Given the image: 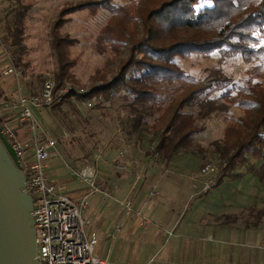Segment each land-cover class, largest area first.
<instances>
[{"label": "trees", "instance_id": "trees-1", "mask_svg": "<svg viewBox=\"0 0 264 264\" xmlns=\"http://www.w3.org/2000/svg\"><path fill=\"white\" fill-rule=\"evenodd\" d=\"M112 1L84 0L61 9L50 25L49 47L56 62L54 92L70 80L74 64L69 47L75 40L59 33L63 16L71 11L86 8L91 12L101 7L108 12L91 46L99 55L110 52L115 60L110 80L92 86L83 95L54 97L52 108L72 101L93 100L98 105L121 98L129 114L121 127L123 137H134L138 144L147 139L152 144L147 154L155 153L157 162L165 166L191 146L192 138L201 132L198 120L212 113L224 114L234 106L241 115L227 123L221 141L211 143L212 152L222 174L236 178L234 169L244 167L264 185V0H139L116 6ZM201 1L209 5L200 6ZM26 10L16 5L5 31L10 45L18 49ZM212 53L217 63L239 57L247 64L243 82L231 81L217 67L209 68L205 77L197 80L174 62L175 57ZM15 55L18 58L21 52ZM171 85L175 86L170 94L161 99L163 87ZM163 102L162 122L149 137L144 120L160 110ZM249 159L257 161V166Z\"/></svg>", "mask_w": 264, "mask_h": 264}, {"label": "rangeland", "instance_id": "rangeland-1", "mask_svg": "<svg viewBox=\"0 0 264 264\" xmlns=\"http://www.w3.org/2000/svg\"><path fill=\"white\" fill-rule=\"evenodd\" d=\"M82 1L84 0H0V73L9 64L12 65L18 72L17 82L11 78L14 88L17 85L25 94L37 93L48 75L52 74L54 79L56 62L53 51L49 47L50 25L61 9L75 7ZM138 1L113 0L112 4L115 6L130 2L136 4ZM16 5L25 6L27 9L23 19L24 30L20 49L11 46L5 34ZM199 5H209V2L201 1ZM63 18L65 21L59 33L75 40L69 47V58L74 61L69 70L71 77L65 82L88 92L92 86H98L103 80H110L115 72L113 55L108 51L99 55L91 46L93 38L107 21L108 12L101 7L94 8L91 12L84 8L71 11ZM136 36H140L138 29ZM16 52H21L18 58L15 57ZM216 61L217 56L213 53L208 56L189 54L174 58L180 70L197 80L203 79L209 68L217 67L222 75L231 81L238 84L243 82L248 65L239 57L228 58L221 63ZM3 81L0 75V82ZM174 86H164L165 93L161 99L165 98L166 94L169 95ZM52 104L47 109L39 110L36 119L42 129L57 138L56 148L52 154L55 160H52L57 163V167L61 166L65 176L70 178L69 188L74 187V182L77 181L71 175L72 170L79 171L92 167L96 168L97 173L100 174L124 173L125 171L116 168V165L124 159L116 157L121 150H126L128 154L133 155L135 160L138 158L136 156L143 158L152 155L147 154L149 146L152 145L147 139L138 144L134 137L126 139L123 137L121 127L126 123L129 114L121 98L116 96L109 102H101L98 105L93 100L72 101L71 104L60 108H52ZM165 106L166 102H163L160 110L154 111L152 116L144 120L149 137L161 124ZM188 111L194 112V109ZM240 115L241 112L232 106L224 114L212 113L207 118L198 120L196 123L201 127V132L192 138L191 146L186 152L173 158L172 165H166L165 168L161 165L162 167L157 169L158 162L153 161L148 167H142V173L156 172V175H162L166 182L164 186H159L158 195L151 200H160L168 206H185L182 213L186 211V216L195 214L199 209L212 206H219V208L222 206H261L257 212L261 213L260 218L264 217V185L259 184L253 175L247 174L244 167L234 169L233 174L236 178L222 174L221 168L217 165V157L212 152L211 143L221 141L227 123ZM19 140L23 143L27 142L28 135L23 132ZM204 160H211L218 166L220 180L217 182L216 179L215 185L208 192L193 194L190 183H196V181H189L188 177H195L196 170ZM249 162L253 167L258 164L257 161L251 159ZM51 164L54 163L51 162ZM49 171L56 173V167L50 166ZM18 173L16 169V174ZM96 182L99 183L97 178ZM83 186L84 184L81 188H84ZM85 192L81 189L68 195L74 200L79 199ZM93 197L88 199L84 217L90 222L87 230L96 235L95 218L92 215L96 206H91ZM124 199L126 197L122 198L120 204ZM164 238H166L165 242L163 238L161 242H150L138 260V264H160L162 245L167 242L168 237L164 236ZM259 238V245L264 250V228H260ZM99 244L97 239L94 254L101 256L102 245Z\"/></svg>", "mask_w": 264, "mask_h": 264}, {"label": "crops", "instance_id": "crops-1", "mask_svg": "<svg viewBox=\"0 0 264 264\" xmlns=\"http://www.w3.org/2000/svg\"><path fill=\"white\" fill-rule=\"evenodd\" d=\"M2 80V96L14 98L12 79L6 77ZM38 113L34 111L35 119ZM20 131L24 132V129ZM136 157L137 160L128 154L123 159L128 168L124 173H97L102 193L95 194L91 206H96L92 212L94 231L102 251L101 256H96L104 259L106 264H138L148 244L161 242L162 238L165 242L166 236L160 264H264V250L259 245V231L264 228V217L260 218L257 212L261 206H212L186 216V211L182 213L185 206H168L147 197L146 192L151 185H155L159 191V186H164L166 182L156 172L142 173L141 169L145 167L142 156ZM52 159L55 160L54 155L46 162L48 184L62 187V192L67 196L74 191L85 190L86 186L81 188L82 184L77 181L74 187L69 188L70 178ZM172 161L173 158L167 166L172 165ZM53 165L56 173L49 171ZM161 165L158 162L156 168L166 166ZM188 180L193 181L190 177ZM195 181L190 183L193 194L200 188L199 181ZM123 197L132 202L127 215L120 204ZM141 219L147 225L139 230ZM115 226L118 227L116 231Z\"/></svg>", "mask_w": 264, "mask_h": 264}, {"label": "built area", "instance_id": "built-area-1", "mask_svg": "<svg viewBox=\"0 0 264 264\" xmlns=\"http://www.w3.org/2000/svg\"><path fill=\"white\" fill-rule=\"evenodd\" d=\"M1 76L2 79L10 77L17 82L18 72L9 64ZM54 85L51 74L45 78L37 93L23 94L16 85L14 98L0 97V136L13 152L17 168L24 176L21 192L31 199L30 219L35 234L34 259L37 264H106L104 259L94 254L96 235L87 230L90 222L84 217L88 199L101 192V186L96 182V168L86 167L71 171L75 180L86 186V192L79 199L73 200L62 192V187H54L47 182L46 162L55 151L57 138L39 126L34 111L48 108L54 97L86 93L69 82L63 83L54 92ZM22 128L28 135L25 143L19 140V134L23 133L20 131ZM62 134L65 135L64 132ZM125 157H128L126 150L117 153V159ZM153 161H157L155 153L142 158L146 167ZM116 168L128 171L123 162L118 163ZM218 175V166L211 160H204L196 170L195 177L190 178L200 183L197 194L211 190ZM146 195L148 198L156 197V186L151 185ZM121 205L127 215L131 210V200L126 198ZM145 225V220H139L141 229ZM117 229L115 226L114 230Z\"/></svg>", "mask_w": 264, "mask_h": 264}, {"label": "water", "instance_id": "water-1", "mask_svg": "<svg viewBox=\"0 0 264 264\" xmlns=\"http://www.w3.org/2000/svg\"><path fill=\"white\" fill-rule=\"evenodd\" d=\"M13 152L0 136V264H37L31 199L21 192L24 176Z\"/></svg>", "mask_w": 264, "mask_h": 264}]
</instances>
